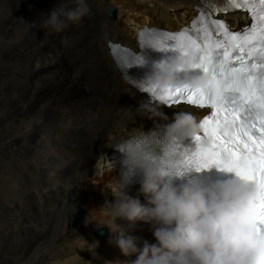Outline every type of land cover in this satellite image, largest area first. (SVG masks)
<instances>
[{
  "label": "bare ground",
  "instance_id": "obj_1",
  "mask_svg": "<svg viewBox=\"0 0 264 264\" xmlns=\"http://www.w3.org/2000/svg\"><path fill=\"white\" fill-rule=\"evenodd\" d=\"M61 3L74 6L71 0H45L34 17L0 7V56L7 64L0 72V177L7 169L8 158L29 156L37 147V172L32 173L37 178V218L33 221L37 224V251L28 258V263L37 256V264H41L56 247L48 258L58 259L57 256H63L74 245L85 249V260L70 258L52 264L132 261L136 256L125 257L118 247L108 244L107 227L97 228L107 222L98 211L105 201L113 199L114 202L110 189L120 173L110 166L108 155L126 138L147 132L160 121L137 111L144 103L143 97L121 79L110 60L106 43L117 40L129 44L135 31L146 23L176 29L200 3L199 0H87L90 15L80 24L56 33L46 29L42 21ZM110 6L117 10L115 21L111 20ZM181 8L185 14H179ZM237 20H241L240 16ZM232 23L235 24V19ZM128 25L132 26L129 34H123ZM26 29L28 37L24 36ZM15 44L20 51L10 53ZM4 80L10 85L4 84ZM12 84L25 86L29 95L15 92ZM119 94L128 99H119ZM153 107L162 110L169 121L179 111L191 112L198 120L207 113L184 106ZM15 138H24V144L20 140L14 143ZM139 188H131L130 194L138 196L146 205L147 198ZM10 205L20 218H32L20 206L12 202ZM78 209L84 212L82 226L70 233V225L76 227L72 222ZM2 210L0 215L7 218L8 211ZM118 223L125 228L126 235L156 243L151 224ZM100 229L106 232V238L94 240L95 232ZM72 235L75 241L71 243ZM20 260L18 256H0L4 264H24Z\"/></svg>",
  "mask_w": 264,
  "mask_h": 264
},
{
  "label": "clouds",
  "instance_id": "obj_2",
  "mask_svg": "<svg viewBox=\"0 0 264 264\" xmlns=\"http://www.w3.org/2000/svg\"><path fill=\"white\" fill-rule=\"evenodd\" d=\"M71 2L74 6L61 3L52 8L43 26L60 33L90 15L87 0ZM193 71L191 60L168 57L153 65V74L141 87H207L209 78L202 74L194 77ZM137 111L160 122L140 139L121 146L123 167L110 189L114 202L105 201L99 209L107 222L97 227H107L108 244L118 247L123 256L136 259L105 264H264V239L255 235L252 225L254 205L260 198L256 185L236 176L208 187L190 182L178 185L173 173L161 167L147 149L157 141L183 143L196 136L200 131L197 116L179 111L169 121L150 102L141 103ZM134 176L142 178L139 192L147 198L146 205L130 194ZM118 221L151 224L156 243L126 235Z\"/></svg>",
  "mask_w": 264,
  "mask_h": 264
},
{
  "label": "snow or ice",
  "instance_id": "obj_3",
  "mask_svg": "<svg viewBox=\"0 0 264 264\" xmlns=\"http://www.w3.org/2000/svg\"><path fill=\"white\" fill-rule=\"evenodd\" d=\"M220 2L227 5L221 9L225 11L250 9L253 22L242 32L233 33L222 22L200 16L193 21L195 35L187 29L178 34L146 30V41L152 48L191 60L193 70L210 82L198 90L146 86L142 91L169 106L183 102L211 109V115L199 123L201 132L192 137L191 147L157 141L159 150L147 151L161 167L177 175L215 167L256 185L260 198L254 205L252 225L255 235L264 239V0L259 4L249 0ZM210 26L216 30L215 38ZM130 57L132 54L125 51L121 64H129ZM134 59L137 64L144 63L141 57Z\"/></svg>",
  "mask_w": 264,
  "mask_h": 264
},
{
  "label": "rangeland",
  "instance_id": "obj_4",
  "mask_svg": "<svg viewBox=\"0 0 264 264\" xmlns=\"http://www.w3.org/2000/svg\"><path fill=\"white\" fill-rule=\"evenodd\" d=\"M59 1H64V0H59ZM42 2H45V0H0V7H4L5 9H8V11L14 10L16 13L21 12L23 14H29L31 17H34V16H37V12L41 11V9L43 7ZM110 8L114 9L115 16H116L117 10L112 6L109 7V10H110ZM179 14H185V10H182V8H181V10L179 11ZM0 17H2V15H0ZM116 19H117V17L111 18L112 21H115ZM175 19L178 20L177 18H175ZM234 19H235L234 17L231 18L232 22ZM176 20H175V22H176ZM29 22H31V24L34 23L33 20H30ZM131 27H132L131 25H128L127 27L125 26V29L123 28L125 30V31H123V34L128 35L129 34L128 31L131 29ZM25 33L26 34H24V36L28 37L30 35L28 33V29H26ZM15 45L16 46H14V47L11 46L12 48H10V50H9L10 53L20 51V49L17 47L18 44H15ZM3 56H4V53H3ZM0 65L2 66L0 69L1 70L0 72H2V70L5 68V66H7V64L4 62L3 59H1V56H0ZM13 80L18 82L17 79H13ZM3 82L6 85H10V83H8V81H6V80H4ZM12 83H14V82H12ZM12 89L17 93L19 91V93L21 95H23L22 92H24L28 95L30 93L28 88H25V86H19L17 84H12ZM119 99L127 100L128 97L123 98L119 94ZM23 139L24 138H15V140L17 142L14 141V143L17 144L20 140L24 144ZM35 158H37V147L34 148V150L32 151L31 154H29V156L28 155H22V157H20V156L16 157L15 156L13 158L12 157L8 158V159H10V160L12 159V160L8 161L9 164L7 165V169H6L5 173H3V176L0 177V184H1V186H0V211L2 209H3L2 211H5V210L8 211V213H6L7 218L0 215V256H2V255L18 256L21 258L20 262L24 261V264H37V256L35 258H33V260L29 263L27 261L28 258L32 257L34 255V252L37 251V236H36L37 235V224H35V222H33L34 219L37 218V213H36L37 212V198H36L37 197V188H36L37 187V178H35L32 175V173L37 172V169H36L37 168V164H36L37 159H35ZM29 161H30V163H29ZM18 165L21 167L20 169L15 168ZM12 166H15V167H12ZM10 177L13 179H11ZM6 178H8V179H6ZM5 180H7V181H5ZM24 193H26V194H24ZM21 194H22V196H20ZM8 200L11 201L13 204H15V206H17V207L20 206L21 210L28 212L29 214H32L33 215L32 218L31 219L20 218V216H18V214L15 212L14 207L10 205L11 202L8 203ZM109 202H113V199H111ZM16 220H18V221H16ZM22 220H23V222H22ZM27 220H29V221L32 220V221H30L31 222L30 223ZM15 222H17V223H15ZM25 222H27V223H25ZM28 224H30V225H28ZM80 226H82L81 222L75 228H72L70 225L71 230H69V232L70 233L72 231L76 232L78 229H80ZM76 228H77V230H76ZM74 238L75 237L72 235V238H71L72 240L68 239V241L71 240V243H72L75 241ZM93 239L98 240L95 238V236H93ZM76 247L77 246L74 245L72 250H68L67 252L63 253V256H57L58 259H55V260H54V258H52V260H51V258H48V256L52 255V253L57 249V247L52 248L53 249L52 253H48L46 260L43 261L41 264H52V262L62 263L64 261H68L70 258H72V259L74 258L76 260H85L86 259L85 258L86 256L84 253L85 249L76 248ZM68 252H70V253H68ZM135 259H136V257L133 258V260H135ZM0 264H4V263L0 262Z\"/></svg>",
  "mask_w": 264,
  "mask_h": 264
},
{
  "label": "water",
  "instance_id": "obj_5",
  "mask_svg": "<svg viewBox=\"0 0 264 264\" xmlns=\"http://www.w3.org/2000/svg\"><path fill=\"white\" fill-rule=\"evenodd\" d=\"M109 13L112 17L115 16V11L113 8H110ZM82 216H83V211H79L77 216L73 220L72 225L74 226L82 218ZM94 236L96 239L103 240L106 237V232L103 229H100L95 232Z\"/></svg>",
  "mask_w": 264,
  "mask_h": 264
}]
</instances>
